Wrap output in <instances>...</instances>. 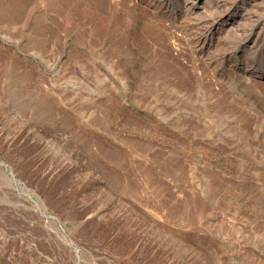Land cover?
I'll use <instances>...</instances> for the list:
<instances>
[{
	"label": "rangeland",
	"instance_id": "374dc122",
	"mask_svg": "<svg viewBox=\"0 0 264 264\" xmlns=\"http://www.w3.org/2000/svg\"><path fill=\"white\" fill-rule=\"evenodd\" d=\"M181 35L136 0H0V264H264V79Z\"/></svg>",
	"mask_w": 264,
	"mask_h": 264
},
{
	"label": "bare ground",
	"instance_id": "6f19581e",
	"mask_svg": "<svg viewBox=\"0 0 264 264\" xmlns=\"http://www.w3.org/2000/svg\"><path fill=\"white\" fill-rule=\"evenodd\" d=\"M136 1L178 25L181 36L220 77L239 65L250 77L264 79V0ZM231 35L239 36L236 44L229 43Z\"/></svg>",
	"mask_w": 264,
	"mask_h": 264
},
{
	"label": "water",
	"instance_id": "95a60500",
	"mask_svg": "<svg viewBox=\"0 0 264 264\" xmlns=\"http://www.w3.org/2000/svg\"><path fill=\"white\" fill-rule=\"evenodd\" d=\"M0 166H2V165L0 164Z\"/></svg>",
	"mask_w": 264,
	"mask_h": 264
}]
</instances>
